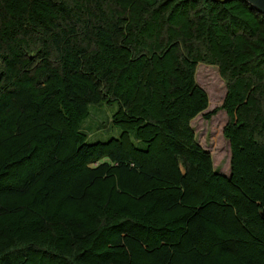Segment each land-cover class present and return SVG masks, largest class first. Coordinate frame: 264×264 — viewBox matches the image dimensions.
I'll list each match as a JSON object with an SVG mask.
<instances>
[{
	"label": "trees",
	"instance_id": "1",
	"mask_svg": "<svg viewBox=\"0 0 264 264\" xmlns=\"http://www.w3.org/2000/svg\"><path fill=\"white\" fill-rule=\"evenodd\" d=\"M200 65L227 86L229 176L193 128ZM104 105L119 136L91 142ZM263 210L264 14L0 0V264H264Z\"/></svg>",
	"mask_w": 264,
	"mask_h": 264
},
{
	"label": "rangeland",
	"instance_id": "2",
	"mask_svg": "<svg viewBox=\"0 0 264 264\" xmlns=\"http://www.w3.org/2000/svg\"><path fill=\"white\" fill-rule=\"evenodd\" d=\"M197 82L208 93L210 100L209 109L193 121L198 143L212 154L215 169L222 175L229 176L232 152L230 143L224 136V129L229 118L222 109L227 95L226 83L218 68L206 65L198 67ZM97 110L101 112L96 114ZM115 111L116 106L109 105L92 108L90 127L85 130L91 142H106L113 136H119L118 130L111 129L110 123ZM207 114L211 117L206 118Z\"/></svg>",
	"mask_w": 264,
	"mask_h": 264
},
{
	"label": "water",
	"instance_id": "3",
	"mask_svg": "<svg viewBox=\"0 0 264 264\" xmlns=\"http://www.w3.org/2000/svg\"><path fill=\"white\" fill-rule=\"evenodd\" d=\"M250 5L255 7L258 11H260L262 14H264V0H245ZM261 217L264 220V210L261 213Z\"/></svg>",
	"mask_w": 264,
	"mask_h": 264
}]
</instances>
